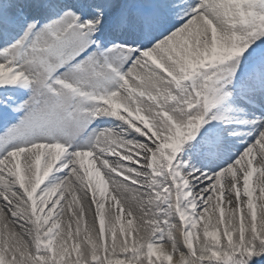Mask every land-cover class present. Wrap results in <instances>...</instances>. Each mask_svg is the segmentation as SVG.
<instances>
[{"label":"snow or ice","instance_id":"1","mask_svg":"<svg viewBox=\"0 0 264 264\" xmlns=\"http://www.w3.org/2000/svg\"><path fill=\"white\" fill-rule=\"evenodd\" d=\"M0 264H264V0H0Z\"/></svg>","mask_w":264,"mask_h":264},{"label":"bare ground","instance_id":"2","mask_svg":"<svg viewBox=\"0 0 264 264\" xmlns=\"http://www.w3.org/2000/svg\"><path fill=\"white\" fill-rule=\"evenodd\" d=\"M258 175V174H257ZM254 181H255V177H254ZM55 198V197H54ZM64 204V202L62 201V205Z\"/></svg>","mask_w":264,"mask_h":264}]
</instances>
